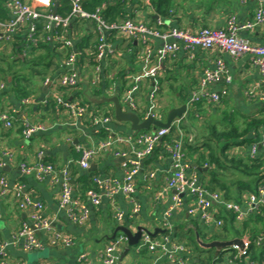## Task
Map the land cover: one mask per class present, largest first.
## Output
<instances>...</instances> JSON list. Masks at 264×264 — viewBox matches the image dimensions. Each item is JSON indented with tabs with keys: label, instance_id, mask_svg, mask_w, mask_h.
<instances>
[{
	"label": "crops",
	"instance_id": "crops-1",
	"mask_svg": "<svg viewBox=\"0 0 264 264\" xmlns=\"http://www.w3.org/2000/svg\"><path fill=\"white\" fill-rule=\"evenodd\" d=\"M136 2L130 3L128 7V12L132 15L131 18L153 27H156L157 22L161 21L163 22L161 29L164 30L179 28L197 32L202 27L222 29L226 27L228 20L232 17H235L239 24L251 21L257 11L256 0H175V9L172 10L171 15L168 18H162L151 6L150 0H138ZM127 17L130 16L127 15ZM70 32L77 46L83 37L87 38L91 34L93 35L91 42L84 44V46H93V43L96 42L94 26L88 25L82 30L75 32L70 30ZM240 36L248 39L254 45L263 46L264 23L252 31L242 30ZM24 38V30H21L12 37L11 43L0 44V58L3 57V60L0 59V66L12 68L11 71L9 70L12 72V76L18 73L26 77L32 75V84L37 76L42 81L39 80L34 83L35 85L30 86L31 94L26 97L31 101L29 105H24L23 100L25 98L11 90L10 77L8 83L0 81V113L8 112L14 118L12 129H6L0 120V154L5 151H10L13 154V161L8 162L5 168L0 169V178L7 180L8 187L12 191L21 186L25 194L42 202L45 207L44 215L51 222L53 230L70 236L74 244L70 248L53 247L49 243L48 236L44 232H39L38 237L43 244V249L40 252H26L19 244L10 245L21 225L24 222H29V211L21 210L14 194L4 195L0 188V243L10 245L7 249L10 260L23 264H77L78 257L85 254L89 264H101V257L112 241L111 238L118 226L115 218L116 211L123 214L124 226H130L133 232L137 231L138 226H144L151 232L157 228L165 230L153 238L157 241L162 240L167 233L169 234L168 225L172 226L174 233L181 230L187 232V230L192 229L194 240L199 248L192 244L190 239L180 234L171 236L168 245L169 249L175 245L188 247L192 254L185 253L184 256L189 264L196 263L202 255L206 256L201 252L202 250H212L214 256L218 257L216 250L204 249L199 245L196 239L198 232L193 224L197 223L200 226L202 237L197 235L205 243L213 241L215 235L222 234V230L207 227L197 216H190L188 208L191 206V200L187 195L183 197V205L176 207L177 190L168 187V180L174 172V160L168 153L166 145L175 133L168 135L156 146L154 153L143 160L136 178V193L133 200L127 198L121 190L113 195L107 194L106 191H100L101 204L94 206L91 205L88 197L89 192L86 190L87 185L84 181L86 177H89V181L92 178L94 186L93 180L96 177L101 179L111 177L122 183L125 178L123 159L102 154L91 162L88 170H83L78 165L80 153L76 150V146L82 145L86 148L94 146L104 135L106 128L113 133L133 135L129 125L116 121L115 113L112 116L114 119L109 125L96 126L92 122L93 117L107 116L106 114L111 110L114 111L112 103L96 102L119 97L124 108L129 110L124 102L125 92L132 85L134 76L144 67L147 52H150L149 59L151 62H156L157 53L163 48L165 42L161 39H150L145 45L138 41L131 42L124 34H111L109 40L116 53L101 63L103 74L97 87H93L90 80L94 66L93 62H90L92 57L80 62V71L86 77L82 78L75 93L68 98L87 106L88 112L82 118H73L66 110L56 107L52 100L54 95L59 92L57 80L63 72L58 61L61 57L55 59L53 66L47 71L43 68L46 71L44 79L39 74L34 73L41 68L32 70L26 63L14 61V48L17 49V52L19 49L22 50L18 52L21 53L18 55L19 58L24 57L22 55ZM41 52L38 50L37 55ZM220 58L226 65V72L217 81L209 84L208 89L212 93L220 95L221 101L219 103L201 101L189 106L187 114L180 123L181 129L186 135L184 147L187 168L185 174L189 178L196 177L204 185L208 180V169L205 170V166L199 165L198 153H208V151L200 149L195 153H189L187 152V145L196 141L199 147L204 148V140L209 135L206 127L210 130V127L215 125L218 130H223L226 124L224 120L226 112L237 113L240 117L259 114V117L264 118V100L258 96L250 97L248 94L252 90L261 88L262 74L248 56L232 59L216 51H205L198 48L192 51L181 49L178 53L167 57L161 64L157 77L160 91L157 95L158 120L166 121L171 109L184 104L188 105L191 97L199 90L205 73L216 71L217 60ZM228 77L231 78V83L227 82ZM2 85L4 88L1 89ZM152 86V81H144L140 90L135 94L140 106L136 113L140 118L143 117L142 119H144L145 110L149 105ZM161 97L167 99L165 109L159 107V98L161 99ZM47 100H51V102L46 103ZM193 107L198 108L195 115L192 114ZM23 118H28L35 126L45 127V130L31 139H24L21 135V119ZM263 134L264 125L260 129L258 137L255 133L252 135L254 139H260ZM251 146L252 144L233 146L229 153L237 156H251ZM39 161L51 163L57 170L68 168L74 198L80 199L90 206L89 223L83 226L74 224L69 219L68 210L60 207L61 178L58 179V182H52L50 179L41 182L33 176H24L21 173L20 163L35 164ZM223 178L222 181L230 186L229 192L233 198L241 197L243 193L251 191V189L242 191L243 189L238 188V185H234L235 178H237V182L241 180L251 181L252 184L249 185H252L253 190L255 189L256 181L246 179L243 175L236 176L235 174L231 175V178H227V176ZM216 191L224 194L223 190ZM137 206L139 211L136 214L134 210ZM174 207L176 208L171 217L167 219V213ZM220 210L226 211L222 207ZM121 235L123 234L118 233L116 237ZM247 238L249 237L231 239H241L243 242ZM231 239L224 241H231ZM227 248L223 250H227ZM220 254L221 261L218 264L225 257L222 251ZM115 255V264H175L168 255H164L162 252L153 253L146 249L130 248L128 243L123 245ZM180 255L182 256V254Z\"/></svg>",
	"mask_w": 264,
	"mask_h": 264
},
{
	"label": "built area",
	"instance_id": "built-area-1",
	"mask_svg": "<svg viewBox=\"0 0 264 264\" xmlns=\"http://www.w3.org/2000/svg\"><path fill=\"white\" fill-rule=\"evenodd\" d=\"M55 0H9L5 4L8 19H0V44L11 43L12 37L19 31L24 30V57H30L33 49L39 48L41 45H48L55 48L57 53L62 56L58 60L62 73L58 77L57 86L59 92L54 95L53 103L56 107L66 110L73 118H82L88 112L87 106L74 102L66 97V94H74L80 85L83 76L80 71L81 60H87L92 57L94 64L92 76H90L91 84L97 87L102 78L101 63L115 55L116 50L109 40L111 34H124L131 42L138 41L145 45L150 39H161L165 45L157 53L156 62H151L150 52H147L146 62L142 70L134 76L132 85L124 94V102L130 111L137 112L140 109L135 94L140 90V86L144 81H152V91L149 95V105L145 110L144 118L149 116L158 119V100L157 95L160 92L157 82L159 70L163 61L181 49L192 51L194 49H202L205 51H216L222 55H227L232 59H240L248 56L255 67L261 72L263 77L260 89L250 91V97L258 96L264 100V45H254L248 39L242 38L240 32L242 30L252 31L256 27L264 23V0L257 1V11L254 18L244 24H239L235 17L228 20L225 28L214 29L210 27H202L197 32H191L179 28L161 29L163 22L158 21L157 26H149L148 24L138 22L131 17H127L116 23H108L101 17V10L90 13L83 8L82 0H70L71 12L64 17L52 10ZM76 20H89L94 23L96 44L93 46L79 47L75 44L74 37L71 35L70 29ZM42 23V27L39 24ZM38 51V50H37ZM226 72V65L222 58L217 60V69L215 72H206L201 81L199 90L194 93L188 103V107L197 102L206 101L210 103H219L220 95L212 93L208 89V85L217 81ZM227 82L231 83V78H227ZM4 86H1V89ZM30 99L23 100L24 105L30 104ZM47 100L46 103H50ZM112 116H95L93 123L96 126H107L113 121ZM0 120L6 129H12L14 126V118L8 112L0 113ZM181 119L175 120L171 128H158L155 130L144 131L139 134L122 135L113 133L106 128L104 135L92 147H84L77 145L76 150L80 153L78 165L83 170H88L91 162L102 154L112 155L114 158L124 160L123 169L125 170V178L122 183L117 182L111 177L101 179L94 178L95 189L89 191L88 197L91 205L99 206L101 204L100 191H106L107 194L113 195L118 190L133 200L136 193V178L143 160L150 157L156 146L162 142L168 135L174 137L166 145L168 153L174 160V172L168 180V187L175 188L177 195L175 196V204L182 206L184 196H188L191 200V206L188 208V214L192 217H198L205 226L222 230L224 220L221 218V207L227 212L232 213L237 223H242L254 216L261 215L264 209V185L260 184L255 191H247L243 193L239 201L226 200L223 195L217 191L209 190L204 184L200 183L196 177H187L185 172L186 151L185 139L186 135L180 126ZM21 135L24 139H31L36 134L45 130L43 126L33 125L28 118L21 119ZM105 128V127H104ZM264 146V134L251 146V157L258 155L259 148ZM41 154L39 155V157ZM13 161V154L5 151L0 154V169L7 166L8 162ZM21 173L24 176H33L38 181L50 179L52 182H58L61 178L62 194L60 207L68 210L69 219L76 225L83 226L89 223L91 210L90 206L74 198L73 188L71 184V175L68 168L57 170L51 163L39 161L35 164L22 162L19 164ZM205 168H209L205 164ZM1 193L6 195L13 193L19 202L21 210L29 211V222H24L13 242L10 245L19 244L26 252H40L43 249L41 239L38 237L39 232H44L49 239V243L53 247L70 248L74 242L72 238L64 233L53 230L52 224L44 215V204L34 200L31 196L23 192V187L19 186L13 191L8 187L5 178H0ZM174 207L167 213L166 218L169 219ZM138 206L134 212L137 214ZM115 218L118 226H124L125 218L121 212H115ZM169 234L162 240H154L146 232L136 247L139 250H148L155 253L156 251L168 255L175 264H189L184 256L185 253L192 254V251L186 246L175 245L169 249L168 245L173 235L171 225L167 226ZM263 240L262 236L257 237L256 244ZM126 243L128 239L125 235L116 237L107 246L101 257V264H115L117 251ZM251 239L243 240L242 247L232 246L223 250L222 262L220 264H264L263 260H253L250 251ZM8 243H0V264H23L22 262H13L10 260L7 249ZM182 254V256L180 255ZM77 264H89L87 256L82 254L77 259Z\"/></svg>",
	"mask_w": 264,
	"mask_h": 264
},
{
	"label": "trees",
	"instance_id": "trees-1",
	"mask_svg": "<svg viewBox=\"0 0 264 264\" xmlns=\"http://www.w3.org/2000/svg\"><path fill=\"white\" fill-rule=\"evenodd\" d=\"M7 1L9 0H0V19L2 20L8 19V15L5 9V4ZM136 1L138 0H82V5L83 8L90 13H95L98 9H100V15L106 22L116 23L125 19L127 15L132 17V15L128 12V7L130 3H134ZM150 3L156 13L162 18H168L171 15L172 10L175 9V0H150ZM51 9L56 11L58 14L66 17L71 12V1L55 0L54 6H52ZM88 25L94 26V23L89 20H76L72 24V28L70 30H73V32L79 31L84 29ZM39 26L42 27V23H40ZM92 37V34L87 38L83 37L81 43H79L78 46L83 47L84 44L90 43ZM95 44L96 42L93 43V47ZM37 50L42 51L41 54L37 55ZM13 51L14 61L24 62L29 67H31L32 70L41 68L34 73H36L37 75L39 74L44 79L46 74L45 72L53 66V62L55 61V59H59V56H62L61 53L57 54L55 48L48 45H41L39 48L33 49L30 57L19 58L18 55H21V53L18 52H21L22 50L19 49L17 52V49L14 48ZM0 59L3 60V57ZM90 62L92 63V61ZM43 68L46 69V71H44ZM0 73H6V71L0 68ZM6 75L7 76L2 77L3 79H0V81L8 83L10 77L11 90L15 94L19 95L22 98H26L31 94L28 84H30L32 81V75L26 77L18 73L12 76V72L10 71L6 73ZM22 81H26L27 85L22 83ZM69 96H71L70 93L66 94L67 98ZM196 107L199 106L196 105ZM197 112L198 108L193 107L192 114L195 115ZM106 115L113 116L114 111L111 110ZM224 116L226 124L223 130H218L215 125H212L210 127L209 135L204 140V148L199 147L197 142L194 141V143L192 142V144L187 145V152L195 153L200 149L208 151V153H198L199 165L205 166V164H208L209 166L207 172L208 180L205 182V186L211 191L223 190V197L226 200L234 199L236 201H239L240 197L233 198V196L229 192L230 186H227V183L222 181V178L227 175L236 174L237 176L240 174L243 175V177H245L246 179L256 181L254 190H256L260 184L264 185V146L259 148L258 155L253 158L248 155H232L229 153V150L233 146H244L247 144L258 142L259 139H254V136L252 134L255 133L258 137L259 131L264 125V118L259 117V114L240 117L237 113L233 112H226ZM84 181L86 182V190L88 192L92 189H95V186L92 184V178L91 181H89V177H86ZM234 182V185H238V188L243 189L242 191L246 189H251V191H254L252 189L253 187H251L252 185H249L252 184L251 181L241 180L237 182V178H235ZM221 218L225 222L224 227L222 228V234L215 235L214 239L243 238L245 236H248L252 242L250 247L252 259H264V209L261 215L254 216L242 223H237L234 215L227 211H221ZM193 225V227L198 232L197 234L201 236L202 230L200 226L197 223ZM176 234L187 237L191 242H193L192 244L197 246L194 240L192 229L187 230V232L181 230L180 232L173 233L172 236H176ZM259 236H262L263 240L259 244H256L255 240ZM201 252L206 256L202 255V257H199V259H197L196 263L192 262L190 264H217L219 261H221V254H219L218 257H215L212 250H202Z\"/></svg>",
	"mask_w": 264,
	"mask_h": 264
},
{
	"label": "water",
	"instance_id": "water-1",
	"mask_svg": "<svg viewBox=\"0 0 264 264\" xmlns=\"http://www.w3.org/2000/svg\"><path fill=\"white\" fill-rule=\"evenodd\" d=\"M156 18H159L156 16ZM96 103H112L114 105V113H115V119L119 123H123L130 126V130L132 134H139L144 131H150L155 130L158 128H171L172 123L177 119H183L185 115L188 112V106L186 104L178 107L173 108L169 111L168 117L166 121L155 119L151 116L147 118H140L137 113L126 110L121 103L119 97H113V98H107L102 100L101 102ZM208 168H205L207 170ZM146 232L151 237H155L158 233L165 232V230L162 229H155L154 232H151L144 226H138L137 231L133 232L130 228V226H117L114 235L112 236L111 240H114L116 238V235L118 233H122L125 235L128 239V246L131 247H137L140 241L143 238V233ZM196 239L199 245L204 249H214L216 250V256H219L221 251H223L224 248H229L232 246H239L242 247V240L241 239H234L231 241H213L209 243H205L202 241V239L196 234Z\"/></svg>",
	"mask_w": 264,
	"mask_h": 264
},
{
	"label": "rangeland",
	"instance_id": "rangeland-1",
	"mask_svg": "<svg viewBox=\"0 0 264 264\" xmlns=\"http://www.w3.org/2000/svg\"><path fill=\"white\" fill-rule=\"evenodd\" d=\"M86 26V25H85ZM0 68H2V69H4L6 72L7 71H11L12 70V68L10 69V67L8 68V67H6V66H3V65H1L0 66ZM19 68V67H18ZM0 76H2V77H6L7 75H6V73H0ZM36 79H35V82H33V84L34 83H36L37 81H39V80H41L42 81V79L39 77V76H37V77H35ZM0 79H2V78H0ZM23 83L24 84H26L27 82L26 81H23ZM33 84L31 83V84H28V86L30 87V86H33ZM35 85V84H34ZM159 107L160 108H163L164 107V109H165V106L167 105V99L165 98V97H161V99L159 98ZM143 118V117H142ZM240 120V119H239ZM206 129H207V131H210L209 130V128H207L206 127ZM229 176V177H228ZM226 177V176H225ZM227 178H231V175H227ZM231 238H226V239H214L213 241H224V240H230ZM232 240V239H231ZM213 241H210V242H213ZM224 259V258H223ZM218 264V263H217Z\"/></svg>",
	"mask_w": 264,
	"mask_h": 264
}]
</instances>
